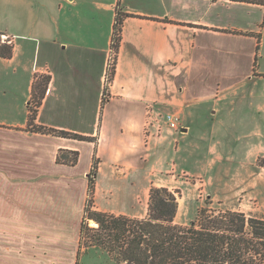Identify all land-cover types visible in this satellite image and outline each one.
Instances as JSON below:
<instances>
[{
	"label": "crops",
	"instance_id": "obj_1",
	"mask_svg": "<svg viewBox=\"0 0 264 264\" xmlns=\"http://www.w3.org/2000/svg\"><path fill=\"white\" fill-rule=\"evenodd\" d=\"M85 2L0 0V35L13 38L0 44L2 95L27 91L25 122L0 119V264L77 263L94 158V210L144 219L136 191L147 169L190 154L204 163L219 148L239 164L264 153V6L93 0L91 15ZM32 98L35 124L90 140L29 130ZM148 104L180 115L181 132L147 145Z\"/></svg>",
	"mask_w": 264,
	"mask_h": 264
},
{
	"label": "trees",
	"instance_id": "obj_2",
	"mask_svg": "<svg viewBox=\"0 0 264 264\" xmlns=\"http://www.w3.org/2000/svg\"><path fill=\"white\" fill-rule=\"evenodd\" d=\"M228 1L264 6V0ZM121 24L122 21L118 19L113 51L119 48ZM11 53L10 48L3 52L8 57ZM35 116L30 115L29 122L31 119L34 121ZM47 132L90 140L63 131L49 129ZM75 162L74 159L72 163ZM258 166L264 168V156L258 158ZM97 172V161L94 158L89 173L87 202L94 198ZM178 209L176 193L167 188L151 190L149 212L144 219L115 216L87 210L86 207L84 214L88 216L82 220L76 264H80L82 256L84 224L87 219L98 224L96 229H88L94 233L92 239L95 247L106 253L116 264H257L255 258L262 254L264 256L263 221L247 220L244 214L233 211L215 213L207 207L201 209L188 224H179L176 223ZM247 227L250 232H247Z\"/></svg>",
	"mask_w": 264,
	"mask_h": 264
},
{
	"label": "rangeland",
	"instance_id": "obj_3",
	"mask_svg": "<svg viewBox=\"0 0 264 264\" xmlns=\"http://www.w3.org/2000/svg\"><path fill=\"white\" fill-rule=\"evenodd\" d=\"M86 1L85 3H89V7L86 8L89 13L91 15L98 13L96 7L90 6L93 0ZM77 5V7H81L82 3L78 1ZM86 9L84 8V10ZM114 58L115 52L112 51L106 82L111 80ZM26 93L25 89L24 92L9 91L7 97H3L0 81V119L9 117L18 123H24L27 117V104L24 102ZM38 103L39 100L32 98L29 106L30 115L37 116ZM28 129L32 131L49 130L35 124L32 119L28 124ZM47 130L43 132H47ZM198 141L199 139L190 137L182 143L189 145L192 151V144H197ZM244 144L247 145L246 142ZM191 155L174 160L168 170L152 171V175L149 174L148 169L145 171L148 180L143 182H146V186H138L136 191L138 217H147L151 190L167 188L169 191L175 192L178 198L179 209L176 223L188 224L196 218L201 209L207 207L215 213L233 211L244 214L247 220L255 219L264 222V168L258 166V158L263 157L264 153L254 157L250 151L249 154H244L242 164L231 163L238 156L227 154V149L219 148L213 151L210 156L207 153L200 156L203 158V162L205 161L204 163H197ZM209 162L213 164L210 166ZM118 173L121 174V172ZM96 198L95 193L93 200L86 203L87 210H94V207L97 206L96 202H98ZM83 215L84 217L88 216L87 214ZM96 224L94 220L87 219L85 221L84 246L80 264H116L106 253L95 247V242L92 239L94 233L89 232L88 229H96L98 227ZM249 229L247 227V232H250ZM255 261L257 264H264L263 254L255 258Z\"/></svg>",
	"mask_w": 264,
	"mask_h": 264
},
{
	"label": "built area",
	"instance_id": "obj_4",
	"mask_svg": "<svg viewBox=\"0 0 264 264\" xmlns=\"http://www.w3.org/2000/svg\"><path fill=\"white\" fill-rule=\"evenodd\" d=\"M0 44H13V38L0 35ZM147 119L144 125L145 143L148 145L154 136L160 137L164 131L171 130L181 132L182 118L176 113L160 114L155 104H148L146 107Z\"/></svg>",
	"mask_w": 264,
	"mask_h": 264
}]
</instances>
